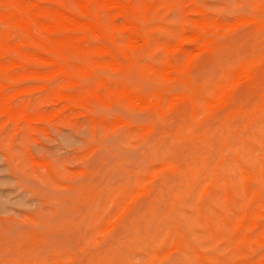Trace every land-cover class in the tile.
<instances>
[{
    "label": "rangeland",
    "instance_id": "rangeland-1",
    "mask_svg": "<svg viewBox=\"0 0 264 264\" xmlns=\"http://www.w3.org/2000/svg\"><path fill=\"white\" fill-rule=\"evenodd\" d=\"M22 2L72 26L38 57L0 20V264H264V0ZM168 59L189 65L193 101L176 81L150 98ZM224 85L243 113L206 104ZM237 156L257 195L228 200L214 174L243 188Z\"/></svg>",
    "mask_w": 264,
    "mask_h": 264
},
{
    "label": "bare ground",
    "instance_id": "bare-ground-1",
    "mask_svg": "<svg viewBox=\"0 0 264 264\" xmlns=\"http://www.w3.org/2000/svg\"><path fill=\"white\" fill-rule=\"evenodd\" d=\"M80 2L82 0H79ZM18 5H14L12 6L10 9L5 10V11H1L0 10V20H5L6 22L9 23L10 25V32H9V36L10 34H12V31H15V33H17V41L15 42V44H13L17 49H20L22 51L29 49H35L37 52V56L40 57L41 52L46 50L47 52L50 53V51L53 50L52 44L53 42L56 44H60V45H64L66 44L68 41L65 38V34L62 31V26L66 27L67 29H71L72 25H69V18L65 15H63L60 12H55L59 17L62 18L63 20V25L59 26L57 24L54 25H50L45 22L40 21V16L42 15L41 13H37L35 11V9L33 7H30L29 10L24 7L22 0H17ZM81 4V3H80ZM104 4V3H103ZM107 4V3H106ZM20 5V6H19ZM112 5V4H111ZM119 5V4H117ZM122 6V5H121ZM118 9V7H117ZM56 11V10H54ZM67 14V13H66ZM68 15V14H67ZM69 16V15H68ZM47 18V16H46ZM72 18V17H71ZM72 20V19H71ZM77 21V20H76ZM79 22V21H78ZM89 23V22H88ZM82 24V23H81ZM83 25V24H82ZM89 26V28L91 29H97V26L93 25V24H87ZM125 25V24H124ZM128 25V24H126ZM86 26V24H85ZM125 30V29H123ZM41 32L44 33H50L52 36H47V39H43L42 38V34ZM68 32V30H67ZM96 32V30H95ZM15 36V37H16ZM14 37V36H13ZM129 37V36H128ZM193 37V36H192ZM107 38V37H106ZM135 39V38H134ZM132 40V39H131ZM138 40V39H137ZM130 42V41H129ZM69 43V42H68ZM131 43V42H130ZM137 43V41H136ZM132 44V43H131ZM9 45V44H8ZM129 45V43L127 44ZM126 45V46H127ZM134 45V44H133ZM11 46V45H10ZM63 48V47H62ZM106 50V49H103ZM102 50V51H103ZM108 50V49H107ZM101 51V50H100ZM99 51V52H100ZM4 52V50H2V47H0V60H1V56L2 53ZM110 52V51H109ZM47 55H50V54ZM27 54V53H26ZM52 54V53H51ZM190 54V52H189ZM33 55V54H31ZM192 55V54H191ZM52 56V55H51ZM4 57V55L2 56ZM192 57V56H191ZM32 58V57H31ZM190 58V56L188 57ZM36 59V58H35ZM41 59V58H39ZM3 60V59H2ZM53 60V59H52ZM59 60V59H58ZM46 61V60H44ZM189 61V59H188ZM48 62V60H47ZM52 62V61H51ZM61 62V61H60ZM63 62V61H62ZM66 62V61H64ZM19 63V62H18ZM55 63V62H53ZM67 63V62H66ZM119 63V62H117ZM116 63V64H117ZM175 63V62H174ZM16 64V63H15ZM14 64V65H15ZM39 64V62H38ZM45 64V63H44ZM112 64V63H111ZM115 64V63H113ZM115 64V65H116ZM187 64V63H186ZM17 65V64H16ZM23 65V64H22ZM208 65V63H207ZM24 66V65H23ZM123 66V65H122ZM13 67V66H12ZM20 67V64L19 66ZM165 68L163 70H160V74H161V78L163 83H161V88L159 86L160 89L156 88L154 86L151 94H150V98L154 99V101H161L164 102L166 95L168 93H170L173 88H171L169 83H174L173 81L176 82H181L182 85L185 87L184 88V93H182V98L181 100L185 99V100H189V101H193V93L195 92L193 90V77H192V73L189 70V65L186 66H181L178 62L176 64H174V66H172V63L170 61V59H168L167 61H165ZM85 71L87 69V66L85 67ZM83 68V69H84ZM174 68V69H173ZM119 69V68H118ZM173 70V72L176 74V72L179 74L177 76V78L172 79L170 76V70ZM61 70H64V73L71 77L73 76L72 72H70L69 70H65L64 68ZM60 70V72H61ZM176 71V72H175ZM56 72V71H55ZM59 72V71H58ZM87 78L89 80H98L99 84H98V89H104L107 87H110L111 82L110 80H108L105 76H103L102 74L99 75L97 73H93L91 72L89 69L87 71ZM242 73H245L249 78L253 79V80H257V75L254 74V72L250 71L249 69H245L242 71ZM29 73H25V75H27ZM34 73H31L32 76ZM51 74V73H50ZM30 75V74H29ZM28 75V76H29ZM30 75V76H31ZM42 75V74H39ZM45 76V75H44ZM52 76V75H51ZM60 77V76H59ZM176 77V76H173ZM236 77V76H235ZM39 78V77H38ZM172 79V80H171ZM235 79H238L237 77ZM234 79V80H235ZM245 79V78H244ZM73 80V79H72ZM71 80V81H72ZM171 82H170V81ZM74 81V80H73ZM240 81V80H239ZM66 82V81H65ZM67 83V82H66ZM69 83V82H68ZM67 83V84H68ZM74 83V82H73ZM76 83V81H75ZM74 83V84H75ZM119 89H121L122 91L128 93L129 95H134L136 93H139L140 89L139 88H131L129 86H124V87H119ZM172 89V90H171ZM195 89V88H194ZM203 92V91H202ZM239 92V91H238ZM1 94V93H0ZM96 94V93H95ZM2 95V94H1ZM178 96L180 95L177 94ZM170 96V95H169ZM141 97V96H140ZM248 97V96H247ZM250 97V96H249ZM100 98V97H99ZM137 98V97H136ZM173 98V97H171ZM176 98V95H175ZM175 98H173L175 100ZM169 99V97H168ZM172 99V100H173ZM68 100H72V102L74 101L73 99H68ZM170 100V99H169ZM177 100V99H176ZM180 100V101H181ZM136 101V99H135ZM77 102L76 100L74 101V103ZM151 102V101H150ZM176 102V101H175ZM242 101H239V99H237L233 93V88L229 87V86H222L216 93V96L214 98V100H206V104L211 108L213 107L214 109H218L222 113H224V116H230V115H237L240 113H243L246 110V106L244 104L241 103ZM157 103V102H156ZM159 103V102H158ZM173 103V102H172ZM262 111L264 110V106L261 108ZM261 111V110H260ZM219 113V111H218ZM259 113V112H258ZM259 115V114H258ZM237 164H238V168L240 170V177L242 179V186L241 185H237L234 181V177L230 175V172L227 171L225 172L224 176H221L219 168L215 170V174H214V182L215 183H221L223 182V185H221V187L224 189L225 195L227 197L228 200H231V193H240L242 194L243 192L246 194V196H249V198L253 197V195H257V191L250 192L248 188L247 184L251 179H255V181H257V178L259 176L258 171L256 173H252L251 169L248 167L247 164H243V160L241 156H237ZM263 164V163H262ZM160 167V166H159ZM168 168V167H167ZM171 168V167H170ZM196 170V169H195ZM222 170L224 171V169L222 168ZM160 171V168H159ZM222 172V171H221ZM238 172V171H237ZM168 173V172H167ZM262 174L264 176V173L262 171ZM173 177V176H172ZM239 177V175H238ZM210 183L212 184V180L210 181ZM209 183V184H210ZM238 183V182H237ZM258 184V183H257ZM255 186H257L256 184H254ZM160 186V185H159ZM219 186V185H218ZM207 186H205L206 188ZM216 187V186H215ZM258 187V186H257ZM261 187V185H260ZM204 188V191H206ZM220 188V187H219ZM259 188V187H258ZM207 189V188H206ZM221 190V189H220ZM139 191V190H138ZM203 191V192H204ZM202 192V193H203ZM141 193V192H140ZM138 194V192H137ZM158 195V194H157ZM203 195V194H202ZM137 196V195H136ZM234 196V195H233ZM236 196V194H235ZM145 205V204H144ZM247 215V214H246ZM246 216H243L242 218H240V220L238 221L237 225L238 226H242L244 219ZM210 221H212V217H208L207 219V223L210 224ZM246 223V222H245ZM257 225V224H256ZM217 233V232H216ZM238 233V232H237ZM236 233V234H237ZM212 234L216 235L215 232H212ZM218 235V234H217ZM64 239V238H63ZM62 239V240H63ZM61 240V241H62ZM57 241V240H56ZM66 244V243H65ZM176 255V254H174Z\"/></svg>",
    "mask_w": 264,
    "mask_h": 264
}]
</instances>
